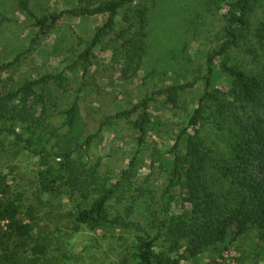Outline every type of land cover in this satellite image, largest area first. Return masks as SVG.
<instances>
[{
    "label": "trees",
    "instance_id": "16d2710c",
    "mask_svg": "<svg viewBox=\"0 0 264 264\" xmlns=\"http://www.w3.org/2000/svg\"><path fill=\"white\" fill-rule=\"evenodd\" d=\"M76 1L75 8L37 17L28 0H19L21 8L40 27L38 35L58 25L65 15L107 16L78 60L68 67H78L82 73L73 102L61 106L53 86L57 84L62 93L68 90L70 84L64 82L69 69L46 72L18 87H8L1 84V76L17 66L25 53L0 61V123L24 148L40 157L42 165L37 176L44 193L56 195L66 189L75 197L71 231L113 225L131 232V240L121 236L127 240V253L120 264L197 261L211 249L221 255L227 245L250 232L264 257V72H249L242 63L232 64L229 59L216 62L220 57L227 58L233 49L241 47L242 39L251 36L253 0L228 2L226 23L216 35L215 45L207 51L204 76L186 82L174 78L171 84L147 93L134 105L100 119L94 132H90V122L81 113L78 96L94 89L91 63L95 49L115 31L117 14L125 9L127 25L107 43L123 78L136 77L146 51L149 6L142 3L133 9L132 16L127 9L137 0H90L86 5ZM256 36L264 45V27ZM222 76L227 91L214 87ZM199 80L205 83L204 94L197 99L189 122L177 129L170 157L163 164L169 179L158 195L150 188V180L142 182L138 174L152 124L151 105L162 98L164 104L176 108L181 92L193 88ZM208 110L223 119L229 132V148L225 151L215 150L201 135L200 126ZM136 113L138 116L132 120ZM121 120L133 122L136 146L117 177L103 176L100 164L91 163L92 144ZM218 124L223 129V123ZM156 156V152L152 154L154 164ZM9 190L7 177L0 174V262L40 264L49 252L48 245L35 237L34 222L23 215L21 203L9 195ZM23 254L27 255L26 261ZM211 264L220 263L214 259Z\"/></svg>",
    "mask_w": 264,
    "mask_h": 264
},
{
    "label": "rangeland",
    "instance_id": "374dc122",
    "mask_svg": "<svg viewBox=\"0 0 264 264\" xmlns=\"http://www.w3.org/2000/svg\"><path fill=\"white\" fill-rule=\"evenodd\" d=\"M88 1L79 0L78 4L86 5ZM229 1L137 0L130 5L127 10L132 11V16L133 9L142 3L149 6L146 51L139 74L130 79L123 78L120 66L112 61L107 43L127 25L126 10H120L115 31L110 32L94 52L91 63L94 89L78 96L81 113L90 122V132H94L98 121L106 115L134 105L147 93L171 84L174 78L186 82L204 76L207 51L215 45V37L226 23ZM28 4L37 17H43L75 8L77 1L28 0ZM251 5L254 8L250 14L251 36L242 39L241 47L233 49L227 58L220 57L216 62L229 59L230 63H242L249 72L257 73L264 72V45L256 36L259 28L264 27V0H253ZM106 20V15L95 18L65 15L58 25L38 35L40 27L21 8L19 0H0V61H10L19 53H25L17 66L1 76V84L18 87L46 72L69 69L94 36L96 27ZM81 75L78 67L65 72L64 84L70 85L64 93L53 84L61 106L66 104L64 108L77 97ZM214 87L227 91L225 77L222 76ZM204 90L205 83L199 80L193 88L181 92L176 108L164 104L162 98L151 105L152 124L138 174L140 181L150 180L149 187L158 195L169 177L163 164L170 157L177 129L189 122ZM213 114L212 110L207 111L200 132L211 147L225 151L229 148V132L223 119ZM137 116L138 113L132 120ZM221 122L223 129L218 124ZM132 127L131 120L115 122L94 140L91 163L100 164L103 176L117 177L128 165L136 146ZM6 130L7 126L0 123V174L7 177L9 195L19 200L25 211L23 215L34 222L35 237L48 245L49 252L42 257L40 264H120L127 253V240L121 236L131 240L133 234L113 225L98 230L85 227L80 232H72L69 222L70 212L76 206L75 197L72 198L66 189L56 195L44 193L37 176L42 165L40 157L24 148ZM130 134L134 137H128ZM155 152L154 164L152 154ZM256 243L257 238L250 232L227 245L221 255L211 249L200 255L197 261L184 259L182 264H211L214 259L220 264H264ZM23 256L26 261L27 255Z\"/></svg>",
    "mask_w": 264,
    "mask_h": 264
}]
</instances>
